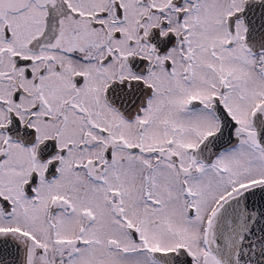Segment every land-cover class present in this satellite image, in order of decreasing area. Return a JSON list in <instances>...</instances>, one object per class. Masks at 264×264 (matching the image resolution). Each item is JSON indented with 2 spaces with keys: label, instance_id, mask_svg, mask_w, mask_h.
Masks as SVG:
<instances>
[{
  "label": "snow or ice",
  "instance_id": "snow-or-ice-1",
  "mask_svg": "<svg viewBox=\"0 0 264 264\" xmlns=\"http://www.w3.org/2000/svg\"><path fill=\"white\" fill-rule=\"evenodd\" d=\"M0 264H264V0H0Z\"/></svg>",
  "mask_w": 264,
  "mask_h": 264
}]
</instances>
